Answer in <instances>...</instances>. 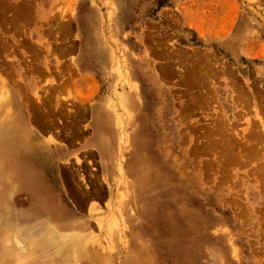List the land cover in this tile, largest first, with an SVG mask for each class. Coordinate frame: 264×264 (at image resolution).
<instances>
[{
    "label": "rangeland",
    "instance_id": "obj_1",
    "mask_svg": "<svg viewBox=\"0 0 264 264\" xmlns=\"http://www.w3.org/2000/svg\"><path fill=\"white\" fill-rule=\"evenodd\" d=\"M0 81L79 264H264V0H0Z\"/></svg>",
    "mask_w": 264,
    "mask_h": 264
},
{
    "label": "bare ground",
    "instance_id": "obj_2",
    "mask_svg": "<svg viewBox=\"0 0 264 264\" xmlns=\"http://www.w3.org/2000/svg\"><path fill=\"white\" fill-rule=\"evenodd\" d=\"M99 51L100 49L97 53ZM98 56L108 59L104 51ZM114 98L113 104L120 108L125 102H130V96L122 93L114 94ZM13 106L11 94L0 81V109L3 111L0 116H4V119L0 118V264H79L80 259L87 256L86 242L90 231H61L52 224L60 215L55 206L57 203L54 202L53 191L44 184L42 176L29 162L26 135ZM106 115L102 112L96 115L97 142L102 143L103 152L108 151L112 145L105 128ZM143 164L142 160L133 161L132 168L134 174L139 176L138 183L148 190L157 186V180L151 172L144 169ZM20 191L28 192L33 203L30 208L21 210L13 203L12 197ZM49 199L52 203L48 202Z\"/></svg>",
    "mask_w": 264,
    "mask_h": 264
}]
</instances>
